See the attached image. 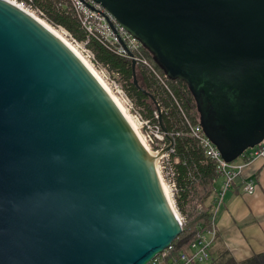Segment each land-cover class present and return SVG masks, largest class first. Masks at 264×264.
<instances>
[{"label": "water", "instance_id": "water-1", "mask_svg": "<svg viewBox=\"0 0 264 264\" xmlns=\"http://www.w3.org/2000/svg\"><path fill=\"white\" fill-rule=\"evenodd\" d=\"M95 1L196 94L227 161L264 139V0ZM182 225L94 78L0 0V264H149Z\"/></svg>", "mask_w": 264, "mask_h": 264}, {"label": "trees", "instance_id": "trees-1", "mask_svg": "<svg viewBox=\"0 0 264 264\" xmlns=\"http://www.w3.org/2000/svg\"><path fill=\"white\" fill-rule=\"evenodd\" d=\"M35 1L38 6L49 12L56 24L64 26L77 38H84L79 22L73 16L61 14L54 8L51 0ZM91 46L101 61L109 64L111 70L120 71L127 80L125 86L129 95L137 104L144 107L146 117L154 118L153 111L157 103L164 108L159 120L162 130L166 133L164 149L170 145L173 148V151L169 149L168 153L178 173V191L172 198L174 207L183 220L182 232L163 252L168 253V257L162 264H169L170 260L177 259L181 252L189 250L199 232L212 227L214 187L218 173L215 163L205 157L196 138L189 135V128L185 121V116L189 117L194 123H199L204 130L199 101L185 82L169 77L171 94L153 77L141 72L137 67L133 68L128 58L115 54L96 41H93ZM144 53L162 73H165L146 48ZM262 145H264V139L258 144V146ZM240 156L233 158L232 161L238 160ZM216 242L218 245L212 248L211 260L207 264H264V252L256 253L247 260L237 261L218 235Z\"/></svg>", "mask_w": 264, "mask_h": 264}, {"label": "built area", "instance_id": "built-area-1", "mask_svg": "<svg viewBox=\"0 0 264 264\" xmlns=\"http://www.w3.org/2000/svg\"><path fill=\"white\" fill-rule=\"evenodd\" d=\"M18 6L30 12L39 18H42L53 27L63 31L71 42L80 50L95 69L106 79H110V86L114 92L122 99L128 109L137 108L134 106L130 96L121 82L123 75L120 71L110 69L109 64L101 61L91 46L96 41L115 54L128 58L135 67L148 76L153 77L157 83L162 85L168 92L172 94L171 86L168 82V76L162 73L158 67L150 61L144 53V45L134 37L116 18L101 4L95 0H51L54 8L61 14H69L73 16L80 25L84 33V38L79 39L74 36L67 28L60 24H56L50 17L48 11L36 4L35 0H12ZM112 75L114 78H112ZM181 108V107H180ZM156 110L153 111L154 118L144 119L141 115L136 114L134 117L146 131V136L151 142H163L166 133L162 130L160 118L164 112V108L157 103ZM139 113V112H136ZM186 125L189 128V135L196 138L199 145L204 151L205 157L215 163L218 179H223V185L217 189L214 187V215L212 217V227L205 231L199 232L197 238L191 243L187 252H181L175 260L171 259L169 264H207L211 260V250L216 242L217 230L215 225V215L219 207L223 204L227 191L232 188L238 178L242 176L245 169L260 158L264 159V145L249 148L243 152L238 160L227 161L220 149L205 134L199 123H194L189 117L185 116ZM147 140V139H146ZM165 146V143H164ZM164 146L158 150L161 167L164 170V180L170 188L172 197L178 191L177 170L172 162L170 154L164 150ZM173 151V148H169ZM175 161H177L175 159ZM257 187V179L251 178L243 187L247 193H254ZM179 215V214H178ZM180 221L183 223L182 217L179 215ZM168 253H161L156 257L152 264H162Z\"/></svg>", "mask_w": 264, "mask_h": 264}, {"label": "crops", "instance_id": "crops-1", "mask_svg": "<svg viewBox=\"0 0 264 264\" xmlns=\"http://www.w3.org/2000/svg\"><path fill=\"white\" fill-rule=\"evenodd\" d=\"M251 178L257 179L254 193L243 187ZM223 179L215 187L221 188ZM218 237L237 261H244L256 253L264 252V159L251 163L236 180L215 215ZM218 245L215 242L214 247Z\"/></svg>", "mask_w": 264, "mask_h": 264}, {"label": "bare ground", "instance_id": "bare-ground-1", "mask_svg": "<svg viewBox=\"0 0 264 264\" xmlns=\"http://www.w3.org/2000/svg\"><path fill=\"white\" fill-rule=\"evenodd\" d=\"M13 6L24 12L27 16L32 18L35 22H37L40 26H42L45 30H47L52 36H54L59 42H61L65 48L83 65V67L88 71V73L94 78V80L98 83V85L101 87V89L104 91L106 96L111 100V102L114 104L118 112L121 114V116L124 118L125 122L137 138L139 144L141 145L142 149L144 150L147 160L150 164V166L154 169V171L158 174V180L161 186V189L164 193V196L168 202H170L171 205H174V202H172V194L170 191V188L166 184V182L163 180L160 168H159V155L157 152L152 151L148 144L146 139H144L143 135L141 136L138 125L130 118L129 115H127V109L124 107L123 103L121 102L122 99L112 90V87H110L105 80L97 73L95 68L90 65V63L87 61L84 57V55L80 52V50L73 45V43H70L68 39L65 37V33L63 34L60 30L53 27L48 22H45L42 18H39L38 16L27 12L23 8L17 5L12 0H9ZM42 19V20H41ZM160 159V158H159Z\"/></svg>", "mask_w": 264, "mask_h": 264}, {"label": "rangeland", "instance_id": "rangeland-1", "mask_svg": "<svg viewBox=\"0 0 264 264\" xmlns=\"http://www.w3.org/2000/svg\"><path fill=\"white\" fill-rule=\"evenodd\" d=\"M42 20V19H41ZM46 22V21H45ZM57 29V28H56ZM59 30V29H58ZM61 31V30H60ZM62 32V31H61ZM63 33V32H62ZM64 34V33H63ZM65 35V34H64ZM65 37L68 39V41L70 42V43H72L71 42V40L65 35ZM74 45V44H73ZM86 58V57H85ZM87 59V58H86ZM89 63H90V65L91 66H93L92 65V63L89 61V60H87ZM94 67V66H93ZM95 68V67H94ZM96 70V69H95ZM97 71V70H96ZM97 73L105 80V82L110 86V79H108L107 77H106V79L102 76V74L101 73H99L98 71H97ZM112 78H114L113 77V75H112ZM121 82L124 84V88H125V90H126V92L128 93V95H129V91L126 89V86H125V84H126V82H127V80L123 77V78H121ZM111 87V86H110ZM112 90H113V88H112ZM114 92V91H113ZM130 96V95H129ZM130 98H131V100H132V102H133V104H134V106L137 108V110L138 111H135V109H128L127 107H126V105H125V103L123 102V101H121L122 103H123V105H124V107L127 109V115H129L130 116V118L139 126L138 127V130H139V132H140V134H141V136L143 135V137H144V139H147L146 141H147V144H148V146H149V148L152 150V151H154V152H161V151H158V150H160L163 146H164V143L163 142H158V141H155L154 143L153 142H151L150 140H149V138L146 136V131H145V128L141 125V124H139L138 123V121L136 120V118L134 117L136 114H138V115H141L144 119H146V118H148V117H146L145 116V110H144V107L142 106V105H139V104H137L136 102H135V100L130 96ZM154 110H156V109H154ZM136 112H139V113H136ZM134 115V116H133ZM158 148V149H155V148ZM158 162H159V168H160V172H161V175H162V178L164 177V170H163V168L161 167V162H160V159L158 158ZM163 180H164V178H163ZM165 181V180H164ZM172 202H173V199H172Z\"/></svg>", "mask_w": 264, "mask_h": 264}, {"label": "flooded vegetation", "instance_id": "flooded-vegetation-1", "mask_svg": "<svg viewBox=\"0 0 264 264\" xmlns=\"http://www.w3.org/2000/svg\"><path fill=\"white\" fill-rule=\"evenodd\" d=\"M208 116H211V118H212V111L209 108H207V120H206V122L210 125L211 121H209V117Z\"/></svg>", "mask_w": 264, "mask_h": 264}]
</instances>
